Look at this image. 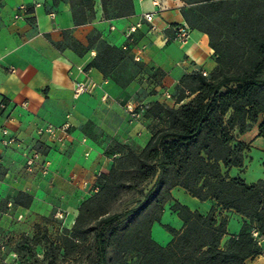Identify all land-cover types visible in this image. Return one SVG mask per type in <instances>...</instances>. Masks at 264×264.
<instances>
[{
	"label": "trees",
	"instance_id": "obj_1",
	"mask_svg": "<svg viewBox=\"0 0 264 264\" xmlns=\"http://www.w3.org/2000/svg\"><path fill=\"white\" fill-rule=\"evenodd\" d=\"M182 14L190 28L209 35L216 65L211 76L201 71L185 73L180 82L188 88L177 101L191 97L180 106L156 101L150 139L136 148L117 142L118 148L106 152L113 156L111 168L101 174L99 218L92 216L87 231H96L98 264H133L125 259L112 260L109 247L124 232V242L133 247L139 264H245L262 254L264 237V178L247 182L241 175H231L233 166H243L249 144L234 134L247 131L258 122V135L264 137V0H186ZM203 2L201 5L195 3ZM71 1L75 24L94 18L95 0ZM103 17L114 19L134 13V0H101ZM104 50L89 63L105 75L96 61L107 59L109 51L121 47L101 39ZM92 46V44H90ZM113 80L117 81L114 77ZM143 118L148 115L145 103ZM184 187L200 200L210 199L207 213L192 210L176 201L173 208L183 220L181 229L165 224L173 234L162 245L152 236V226L161 220L165 204L173 198L175 186ZM122 191L138 195L135 204L113 210ZM84 201L79 209L81 217ZM22 204V203H21ZM234 210L246 219L238 234L227 235L228 217L218 218L216 211ZM255 231L257 234H255ZM79 236L80 235H75ZM75 236H73L75 238ZM47 264H57V246L45 237ZM73 240V238H72ZM27 252L40 262L32 245Z\"/></svg>",
	"mask_w": 264,
	"mask_h": 264
},
{
	"label": "crops",
	"instance_id": "obj_2",
	"mask_svg": "<svg viewBox=\"0 0 264 264\" xmlns=\"http://www.w3.org/2000/svg\"><path fill=\"white\" fill-rule=\"evenodd\" d=\"M153 1L134 0L133 14L105 19L99 0L97 16L91 22L77 25L71 3L66 0H0V127L7 126L11 133L22 140L23 146L40 149L43 157L51 161L49 171L43 173L48 174L54 183L63 185V189L69 186L72 177L80 186L89 187L95 177L94 174L90 176L94 170H109L113 163V157L81 130L80 126L85 121H94L109 137L131 139L141 147L151 136L149 121L145 118L132 124L131 128L105 119L103 112L107 104L104 99L110 97L109 108H114L111 106L113 103L117 108L118 105L111 98L117 97L120 92L135 91L143 84L135 79L123 88L99 68L89 65L96 53L89 38L97 32L96 29L110 45L123 47L129 42L126 32L130 26L141 21L127 49L134 59V55L140 52L144 67L161 71L165 75V82L170 85L179 83L185 73L192 71L205 70L209 74L216 65L214 49L206 33L191 28L189 39L181 43L169 27L186 22L181 10L182 1L158 0L160 5H155ZM21 4L28 5L29 9L16 17ZM153 10L157 11L153 20L155 29L143 18L144 13ZM129 59L132 61V58ZM76 80L86 81L90 86L96 82L98 86L92 91L76 95ZM106 92L109 96L104 98ZM140 99L145 104L152 101L168 102L154 93L141 96ZM122 110L123 115L130 119L124 106ZM67 120L73 126L71 136L65 142L38 131L48 124L61 125ZM247 131L237 136L249 144L244 165L233 166L231 175H241L240 171L245 169L254 142L262 137L257 131L250 140L246 139L244 135ZM16 159L24 168L21 148L4 145L0 135V228L4 230L27 225L24 222L12 223L16 219L6 204L17 205L19 208L16 211L20 214L25 208L17 199L9 198L6 190L12 188L17 192H28L33 198L36 194L35 181L25 176L22 167L14 162ZM172 193L173 198L165 204L161 220L152 226L153 238L162 245H166L173 234L168 231L163 239H156L155 231L159 223L176 229L183 226V220L173 208L176 201L202 213L209 212L214 204L210 199L200 200L192 196L179 185L173 188ZM68 198L64 197V200ZM33 201H37V197ZM216 214L218 218L222 215L228 217V233L224 242L231 235L239 233L246 219L232 209L220 213L218 208ZM75 216L76 213L69 212L65 221L71 223ZM260 245L264 253V237H261ZM249 264H264V254L256 256Z\"/></svg>",
	"mask_w": 264,
	"mask_h": 264
},
{
	"label": "rangeland",
	"instance_id": "obj_3",
	"mask_svg": "<svg viewBox=\"0 0 264 264\" xmlns=\"http://www.w3.org/2000/svg\"><path fill=\"white\" fill-rule=\"evenodd\" d=\"M66 1L70 3L74 1L76 9L80 6L79 0ZM181 1L182 8L189 6L186 0ZM202 3L203 2H197L195 4L201 5ZM97 6H99V0H95L94 18L97 16ZM92 20L93 19L89 22ZM96 30L97 32L92 33L89 38L90 44H92V47L96 50L95 57L99 53V50L102 52L105 47L99 39V30ZM105 41L107 42V40ZM122 49L121 51H109L107 56L114 57L112 63H108V60L105 58L103 60L98 59L96 64L98 66L99 64L102 65V67L106 69V76L109 78L110 76L114 77L123 88L127 87L128 84L135 79H138L141 85H143L137 89L135 88V91L127 90L120 92L117 97L111 98L113 102H116L118 105L117 108H115L113 102L111 106L114 108H109L110 97L104 99L105 104H107L103 112L105 119H111L124 128L128 126L131 128L133 126L132 124H136L138 121L133 122L123 115L122 108L125 101L133 100L136 103H142L140 97L149 93L159 94L161 97H164L168 102L164 101L163 103L170 106H180L183 102H188L191 99V97H187L183 101L178 102L177 99L182 93L189 92L188 88L184 86V83L179 82L175 85L167 84L165 82V75L161 71H152L144 67L140 60H135L133 58L129 49ZM129 57L132 58V61ZM210 76L211 72L208 74V77ZM97 86L98 84L96 82L93 83V85L90 86V91L94 90ZM167 93H171V98L167 97ZM155 102L156 101L146 103L148 115L145 119L149 121L148 125L151 132V126L155 121L153 118L159 112V108L155 106ZM67 117H69V115ZM80 128L87 136L92 138L98 146L100 145L105 153H107V150L110 151L111 148H118L116 145L117 142L128 143L136 148L141 147L138 142L131 139L109 137V135L101 130L99 125L92 120L85 121ZM249 129L251 130L247 131L244 137L250 140L258 131V122L252 123ZM234 134H236V137L239 135L236 129L234 130ZM14 162L18 164L20 168L22 167L21 169L26 173L25 176L35 181V197H37V201H33L35 197L33 198L28 192H17L12 188L6 190L9 198L13 197L17 199L25 208L22 209L24 212L20 214L16 211L17 208H19L17 205L14 203L11 205L6 204V208L8 211L11 209L16 219V221H12V223L24 222L27 225H24L23 228L18 227L12 230L0 228V264L28 263L31 260V256L27 252L26 247L29 245L33 246L39 261L47 264L45 261V253L47 251L46 235L51 237L57 246V264H98L99 254L95 237L96 231H87V229L90 225L96 223L95 221H91L92 216H97L99 218V189L103 183L101 174L108 170H94L90 176L93 177L94 174L95 177L89 187L80 186L78 182L75 181V178L72 177L70 182H68L70 187L68 186L66 189H63V185L61 186L60 184L54 183L52 179L49 178L48 174L39 172V170L27 172L25 167L23 168L17 159L14 160ZM240 174L249 182L264 177V137H259V139L254 142V147H252L250 155L246 160L245 169L240 171ZM61 190L64 191L61 192ZM64 197L69 198L64 200ZM137 198L138 195L133 192L122 191L112 209L121 210L122 208L129 207L135 204ZM84 201L88 202L83 206L81 217L77 219L79 209ZM69 212L76 213L75 219L72 217V224L65 221ZM168 231L165 224L159 223L155 231L156 239H163L165 233ZM77 234L80 235V237L75 236ZM73 236H75V238ZM125 239L124 232L122 231L117 239L109 246L112 247L110 253L112 260L125 259L133 264H139V254L135 250L127 249V251H120L118 248H113L133 247L130 239L123 243ZM262 254L264 253L262 252ZM255 258L256 257L248 259L245 264H249L251 260L254 261Z\"/></svg>",
	"mask_w": 264,
	"mask_h": 264
},
{
	"label": "built area",
	"instance_id": "obj_4",
	"mask_svg": "<svg viewBox=\"0 0 264 264\" xmlns=\"http://www.w3.org/2000/svg\"><path fill=\"white\" fill-rule=\"evenodd\" d=\"M153 3L155 5H160V2L158 0H154ZM29 7L26 4H21L18 7V13L16 14V17H20L21 13H26L28 11ZM54 15V13H52ZM157 15V11H149L143 14V18L151 23V28L155 29L156 26L153 23L154 18ZM141 24V21L139 23H136L128 29L126 32V37L128 43L132 42L133 34L136 32L137 28ZM170 28H172L175 38L180 41L181 43H185L189 37H190V26L186 23H177V24H171L169 25ZM128 43L124 44L123 48H128ZM136 60L141 59V53L138 52L134 55ZM81 69V66L78 67ZM203 75H208V72L205 70H201ZM90 90V85L86 81H75V93L76 95L80 93H84ZM109 95L106 92L104 94V98H107ZM167 97L171 98V93H167ZM124 109L129 115L130 119L132 121H139L143 118V112H144V106L141 103H136L133 100H127L124 103ZM73 126V123L70 120L65 121L61 125H53L48 124L46 126H43L39 128V133L41 134H48L50 137L57 139L59 141L65 142L69 137L71 136L70 130ZM0 135H1V141L6 146L15 145L16 147L21 148L22 155L25 160V168L28 171H35L40 169L42 172L46 173L49 171V167L51 164V161L47 158L43 157L42 151L36 147H28L23 146L22 140L16 135L11 133L10 129L7 126H1L0 127ZM255 234L257 232L255 231Z\"/></svg>",
	"mask_w": 264,
	"mask_h": 264
}]
</instances>
